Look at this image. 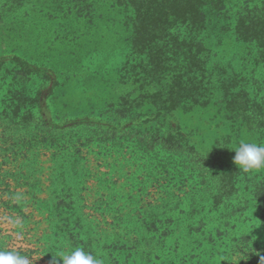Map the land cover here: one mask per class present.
<instances>
[{"label": "trees", "instance_id": "obj_1", "mask_svg": "<svg viewBox=\"0 0 264 264\" xmlns=\"http://www.w3.org/2000/svg\"><path fill=\"white\" fill-rule=\"evenodd\" d=\"M10 11L87 23L114 12L140 47L126 53L121 101L80 126L39 101H0V160L13 165L0 167L13 177L0 182V247L33 264L76 247L103 264H261L264 170L241 171L233 150L264 144V0H0V20ZM10 61L39 68L14 51L0 69ZM194 107L213 110L201 142L172 118Z\"/></svg>", "mask_w": 264, "mask_h": 264}, {"label": "rangeland", "instance_id": "obj_2", "mask_svg": "<svg viewBox=\"0 0 264 264\" xmlns=\"http://www.w3.org/2000/svg\"><path fill=\"white\" fill-rule=\"evenodd\" d=\"M62 13L55 14L58 19L30 22L18 15L15 17L10 11L6 20H0V55L10 58L14 51H20L23 56L36 60L38 65H34L39 67L25 73L14 66V61L8 62L7 71L0 69V101H39L47 119L63 115L68 119L78 117L80 126L85 122L81 119L86 113L107 115L104 112L109 101H121L119 97L124 88L119 84L124 73L122 65L127 52L134 50L136 54L139 51L140 39L135 32L132 36V29L125 27L114 12L109 20L104 17L95 23L72 16L64 19ZM142 13H136V24L142 26L143 32L149 31L146 24L141 23ZM212 113L210 110L203 115L201 109L194 107L179 112V116L173 113L172 118L175 126L180 123L193 130L195 140L201 142L214 135L213 129H208L204 123L209 122ZM248 136L249 133L243 131L241 138L247 139ZM251 138H254L253 134ZM8 162L11 171V154L0 160V167ZM0 182L12 184L13 177L1 176ZM91 192V188L86 189V199ZM9 221L1 216L2 228L7 226L10 229ZM23 240L22 235H16L10 242L20 245Z\"/></svg>", "mask_w": 264, "mask_h": 264}, {"label": "clouds", "instance_id": "obj_3", "mask_svg": "<svg viewBox=\"0 0 264 264\" xmlns=\"http://www.w3.org/2000/svg\"><path fill=\"white\" fill-rule=\"evenodd\" d=\"M233 163L243 172L264 170V144L245 142L241 140L234 148ZM52 264H56V258L62 260V264H103V261L81 247H76L68 252L53 256ZM34 259L21 254L15 249L0 247V264H33ZM264 264V255L259 257Z\"/></svg>", "mask_w": 264, "mask_h": 264}]
</instances>
